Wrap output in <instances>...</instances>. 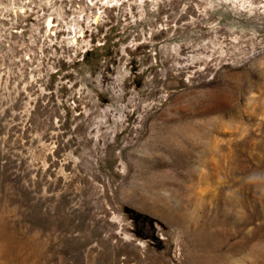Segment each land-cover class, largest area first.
I'll return each instance as SVG.
<instances>
[{"label":"rangeland","instance_id":"obj_1","mask_svg":"<svg viewBox=\"0 0 264 264\" xmlns=\"http://www.w3.org/2000/svg\"><path fill=\"white\" fill-rule=\"evenodd\" d=\"M0 264H264V0H0Z\"/></svg>","mask_w":264,"mask_h":264}]
</instances>
